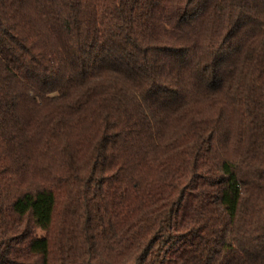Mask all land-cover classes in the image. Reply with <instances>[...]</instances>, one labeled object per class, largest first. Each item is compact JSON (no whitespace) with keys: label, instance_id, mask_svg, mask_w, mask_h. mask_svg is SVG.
<instances>
[{"label":"trees","instance_id":"16d2710c","mask_svg":"<svg viewBox=\"0 0 264 264\" xmlns=\"http://www.w3.org/2000/svg\"><path fill=\"white\" fill-rule=\"evenodd\" d=\"M0 264H264V0H0Z\"/></svg>","mask_w":264,"mask_h":264}]
</instances>
